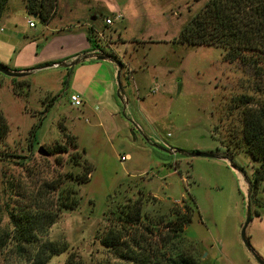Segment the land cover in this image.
<instances>
[{
    "label": "rangeland",
    "instance_id": "obj_1",
    "mask_svg": "<svg viewBox=\"0 0 264 264\" xmlns=\"http://www.w3.org/2000/svg\"><path fill=\"white\" fill-rule=\"evenodd\" d=\"M207 2L57 0L58 11L74 3V14L90 12L89 17L93 8L98 14L124 11V19L115 24L120 37L115 48L123 67L131 70L129 81L121 75L124 96L117 95L115 79L114 100L109 92L101 104L82 113L69 105L66 85L73 76L63 68L25 78L0 74V114L8 127L0 142V211L12 203L9 187L17 180L33 188L45 179L75 174L69 159L76 154L79 164L83 160L90 166L89 180L79 187L78 207L60 215L49 240L67 243L78 264L118 263L100 237L115 227L110 212L136 202L141 219L131 242L154 260L172 252L199 264L264 263V205L251 201L249 249L241 239L255 164L233 148L241 137L236 100L249 97L252 104L264 105V64L256 76L253 68L224 62L218 48L173 43ZM9 9L13 13L3 14L0 29L6 27L5 17L7 28L21 39L47 34L38 18L27 15L25 0H10ZM7 33L0 32V64L5 67L14 51L3 41ZM59 146L66 153L50 155ZM40 148L46 156L38 153ZM197 152L217 157L189 156ZM122 156L128 159L122 162ZM253 199L260 204L264 194L259 190ZM186 206L190 220L176 236ZM67 257H54L51 264H65ZM9 263L0 254V264Z\"/></svg>",
    "mask_w": 264,
    "mask_h": 264
},
{
    "label": "trees",
    "instance_id": "obj_2",
    "mask_svg": "<svg viewBox=\"0 0 264 264\" xmlns=\"http://www.w3.org/2000/svg\"><path fill=\"white\" fill-rule=\"evenodd\" d=\"M9 0H0V21ZM27 15L38 18L43 26L49 25L57 14V0H25ZM95 31L91 28L87 40L97 47ZM189 47H215L223 51V61L238 63L253 68L256 76L261 75L264 64V0H208L205 6L183 27L173 40ZM113 60L115 57L110 56ZM240 110V143L233 145L251 158L255 167L249 181V200L256 206L253 194H264V105L252 104L249 97L236 100ZM8 127L0 114V142ZM32 137V132H31ZM69 139V138H68ZM68 142V140L66 141ZM65 142V143H66ZM67 144V143H66ZM74 145V144H73ZM76 148V147H75ZM65 146L53 148L50 155L66 153ZM70 157V165L77 169L75 174L60 175L59 180H43L37 187H9L11 204L0 211V254L6 255L9 264H51L54 257L67 253L65 264H78L65 242L49 240L52 227L63 212L73 211L79 205V187L89 180L90 166L81 156ZM59 166V164H58ZM180 215L179 229L189 223L190 214ZM115 227L109 228L100 237V244L112 253L117 264H199L189 256L170 254L154 260L138 242H131L132 229L140 223L141 206L138 202L110 212ZM3 219L5 223L3 224ZM116 228V226H118Z\"/></svg>",
    "mask_w": 264,
    "mask_h": 264
},
{
    "label": "crops",
    "instance_id": "obj_3",
    "mask_svg": "<svg viewBox=\"0 0 264 264\" xmlns=\"http://www.w3.org/2000/svg\"><path fill=\"white\" fill-rule=\"evenodd\" d=\"M9 2L5 13H3L7 16L13 13L9 9ZM74 7V3H66L64 8H61L60 11L57 10L56 17L52 22L44 26V30L48 32L41 35L43 38L26 36L21 39V34L13 30L14 28H7L8 19L5 17L4 25L6 27L2 28L3 31L0 29V32H8L3 41L14 49L12 56L7 59V67L10 70L25 72L46 65L63 64V67L53 68H63L69 72L68 75L73 76L66 87H70V94L79 95L82 106L76 109H80L79 111L84 113L91 110L94 103L101 104L109 92L110 98L114 100L115 79L117 85H121L120 78L124 74L125 81H129L126 80L129 74L126 73H130L131 70L129 66L123 67L124 59L121 60L118 49L115 48L116 40L120 39L117 36L118 29L115 24L116 21L124 19V11L116 8L112 12L113 14H102L101 12L98 14L97 10L93 8L91 10L93 16L89 17L90 12L74 14L71 10ZM107 18L111 19L112 25L105 24L104 20ZM9 25H11L10 21ZM91 28L96 33L97 47H92L87 40V34ZM107 31H111V33L105 34ZM110 56L115 57L116 60ZM99 57L104 59L98 60ZM118 63H121V70L118 68ZM49 69L35 71L32 74L44 73ZM117 95L124 96V93L119 94L117 90ZM71 108L73 109V107ZM103 110L109 114L107 109Z\"/></svg>",
    "mask_w": 264,
    "mask_h": 264
},
{
    "label": "water",
    "instance_id": "obj_4",
    "mask_svg": "<svg viewBox=\"0 0 264 264\" xmlns=\"http://www.w3.org/2000/svg\"><path fill=\"white\" fill-rule=\"evenodd\" d=\"M104 58L103 57H99L98 60H103ZM64 65L63 64H51V65H46V66H43V67H39V68H35L33 70H29V71H25V72H18V71H12L10 69H8L7 67L3 66L0 64V74L6 76V77H9V78H24L26 76H29L31 75L33 72L35 71H41V70H44V69H49V68H53V67H63ZM118 68L119 70L122 69V66H121V63H118ZM121 85L118 84V91H119V94L122 93L121 91ZM41 156H46L47 153L45 151H43L42 148L39 149V152H38ZM190 157H204V158H216L217 155H214V154H210V153H200V152H197V153H192V154H189ZM246 220L242 226V229H241V239L244 243V245L249 249V245H248V242H247V238H246V229L248 227V225L250 224L251 222V212H250V200L247 196L246 198ZM258 263L259 264H264L262 263L261 261L258 260Z\"/></svg>",
    "mask_w": 264,
    "mask_h": 264
},
{
    "label": "built area",
    "instance_id": "obj_5",
    "mask_svg": "<svg viewBox=\"0 0 264 264\" xmlns=\"http://www.w3.org/2000/svg\"><path fill=\"white\" fill-rule=\"evenodd\" d=\"M106 25H112V21L110 18H107L104 20ZM28 24L30 27L34 28L35 25L32 21H28ZM68 102L71 107L73 108H80L82 106V100L77 94H70L68 97ZM128 159V156H122L120 160L122 162L126 161Z\"/></svg>",
    "mask_w": 264,
    "mask_h": 264
}]
</instances>
